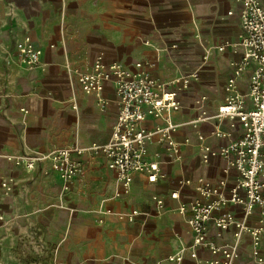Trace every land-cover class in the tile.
Segmentation results:
<instances>
[{"label":"crops","instance_id":"obj_1","mask_svg":"<svg viewBox=\"0 0 264 264\" xmlns=\"http://www.w3.org/2000/svg\"><path fill=\"white\" fill-rule=\"evenodd\" d=\"M264 5V0H259ZM240 3L233 0H0V260L4 264H219L220 254L194 244V233L179 206L203 198V177L213 186L237 173L219 153L202 159L201 140L219 152L241 137L239 117L221 118L225 85L241 61ZM28 33L42 50L34 67L21 63L16 42ZM102 53L141 69L160 82L197 73L180 91L182 106L172 112L180 143L176 157L165 144H149L161 173L154 182L135 172L125 192L104 156H82L85 170L65 180L44 174L47 162L34 170L16 164L24 154L48 153L69 144L105 143L118 115L117 92L107 83L100 96L86 94L75 70H87ZM251 71L238 79L246 93ZM206 96V100L202 97ZM205 112V114H203ZM163 118L149 117L154 129ZM216 128L227 133L215 135ZM189 179V184L182 183ZM7 182L8 188L2 186ZM177 190L179 198H172ZM227 191V190H226ZM164 200L159 209L153 196ZM138 210L134 221L121 218ZM248 226L261 224L260 210L245 216L228 203ZM233 226L210 225L207 238L234 242ZM249 233L243 232L235 264H262L251 256ZM181 252V263L169 256ZM264 264V263H263Z\"/></svg>","mask_w":264,"mask_h":264},{"label":"built area","instance_id":"obj_2","mask_svg":"<svg viewBox=\"0 0 264 264\" xmlns=\"http://www.w3.org/2000/svg\"><path fill=\"white\" fill-rule=\"evenodd\" d=\"M240 3L241 32L240 45L243 50L241 61L234 66V71L225 85V99L218 108L221 118H238L242 122L243 134L222 146L219 152L203 141L199 149L202 159L208 162L217 153L226 158L227 166L235 169V184L228 186L225 179L218 186L200 177L197 189L207 200H195L182 203L179 210L188 213V224L193 230L194 244L209 247L214 254H220L216 260L219 264H235L240 253L243 232L250 234L251 256L258 263H264V5L259 0H233ZM15 54L18 60L27 67L40 64L42 50L34 46L31 36L26 33L16 42ZM250 69L247 92L239 91L238 79ZM77 80L86 94L100 96L105 85L111 83L117 92L118 115L113 125L110 139L105 143H91L88 146L69 144L58 147L48 153L24 154L13 158L16 164H23L28 170H34L38 164L47 162L44 174L55 172L65 180L80 177L85 165L82 156H104L107 167L116 171L117 179L125 192L129 191L131 178L135 172H146L148 179L154 182L161 173L158 158L149 151V144L156 141L165 144L176 157L180 156V143L174 138L177 124L171 120L172 112L182 106L180 91L188 87L199 75L192 73L179 76L171 82H160L141 69L131 68L117 61L107 62L99 53L90 69L75 70ZM206 100V96L202 97ZM205 114V112L203 113ZM149 117L163 118L165 123L154 129L145 127ZM215 135L225 137L227 133L220 128ZM182 183L189 184L185 179ZM2 186L8 188L7 182ZM227 190V191H226ZM172 198H179L177 190L171 193ZM159 209L165 204L163 198L154 195ZM239 206L245 216L260 210L261 224L250 227L235 214L223 211L226 204ZM138 210L121 214L133 222ZM219 232L231 226L235 228L234 242L217 245L208 238L210 225ZM169 260L181 263V252L169 256ZM0 264L2 261L0 260Z\"/></svg>","mask_w":264,"mask_h":264}]
</instances>
